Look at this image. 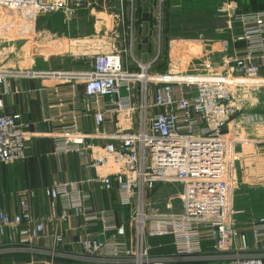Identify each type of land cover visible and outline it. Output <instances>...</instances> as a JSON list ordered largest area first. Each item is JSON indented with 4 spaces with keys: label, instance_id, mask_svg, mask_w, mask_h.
Returning <instances> with one entry per match:
<instances>
[{
    "label": "built area",
    "instance_id": "obj_1",
    "mask_svg": "<svg viewBox=\"0 0 264 264\" xmlns=\"http://www.w3.org/2000/svg\"><path fill=\"white\" fill-rule=\"evenodd\" d=\"M133 3L0 0V15L14 16L0 18L1 35L16 27L11 35L17 37L21 29L35 27L39 17L70 18L85 8L106 14L111 29L106 35L98 32L94 42L84 37L81 42L69 43L72 59L87 61L89 69L58 76L61 79L53 89L56 100L46 109L47 121L53 126L48 136L54 152L83 159L95 177L87 183L66 181L43 189L48 211L45 219L34 216V192L29 190L18 192L14 215L0 211V240L12 244L43 238L46 223H53L52 246L35 251L44 257L40 264H56L58 260L80 264H179L183 257L199 255L206 239L213 250L220 252L223 250L218 242L226 231L237 236L240 212L230 200L231 164L223 131L238 111L264 89V12L239 13L233 2L225 4L224 27L232 53L220 63L222 66L205 61L190 71H181L174 68L177 63L170 58L169 70L152 73L154 61L142 63L132 56ZM161 3L158 0L159 7ZM23 13L32 19L22 20ZM4 25H8L6 29ZM117 43L123 47H116ZM238 43H244V50H236ZM82 48L86 51L78 54ZM123 56H129L136 70L123 64ZM30 75L53 77L48 72ZM71 83L82 89L83 101L77 109L73 108L75 92L70 91L67 100L59 97L62 87ZM90 116L93 128L90 133H82V123ZM109 125L112 130L107 131ZM27 141L17 117L0 109V165L24 162ZM158 184L181 185L179 215L152 211L153 204L146 197ZM85 185L119 195L120 207L130 210L134 223L130 242L123 225L112 224L105 211L91 205L92 197ZM164 208L169 212L172 205L167 202ZM71 220L79 221L77 227L65 228ZM98 224L102 230L92 236L91 227ZM70 230L78 233L75 244L80 252L58 249ZM146 231L156 237L171 235L175 254L152 255L145 244ZM216 264H264V256L237 254Z\"/></svg>",
    "mask_w": 264,
    "mask_h": 264
},
{
    "label": "crops",
    "instance_id": "obj_2",
    "mask_svg": "<svg viewBox=\"0 0 264 264\" xmlns=\"http://www.w3.org/2000/svg\"><path fill=\"white\" fill-rule=\"evenodd\" d=\"M227 2H233L239 13L264 12V0H162L160 7L158 0H134L131 45L133 58L142 63L152 62L158 60L161 52L166 57L172 43L183 42L194 47L195 60L206 59L212 64L222 63L232 50L226 49L225 40L215 41L210 36L214 28H222L224 24V20L217 19L223 18L220 13H224V8L219 9L217 4ZM7 26L4 25L3 28L6 29ZM15 29L16 27L7 30L4 36L0 34V109L4 114L16 116L17 124L27 134V159L11 166L0 165V211L14 215L18 207V192L29 190L34 192L31 203L34 216L45 219L48 211L46 200L42 196L43 189L66 181L87 183L95 177V172L85 165L83 159L74 155H58L54 152L52 140L48 136L53 126L48 123L46 112L47 105L56 100L53 89L58 86L61 79L58 76L85 71L89 66L87 61L72 59L73 53L71 54L69 47V43L72 42L66 41L63 35L59 41L61 46H66L65 51L45 49L40 52L31 45L29 57L21 61L18 59V53L14 52L13 46L8 49L11 44L17 43V37L11 35ZM62 32L65 34L66 30ZM44 37L45 41L53 39L52 36ZM55 39L58 41L59 38ZM135 45L138 47L137 55L141 54V58L134 54ZM141 45L145 46L146 52L139 51ZM125 46L128 47L127 44ZM4 48L9 55L2 52ZM244 48V43L236 45L238 51ZM85 51L86 49L82 48L77 53ZM179 55L186 65L178 67L177 64L174 68L189 71L188 68L193 67L194 62L191 58H185L182 53ZM127 58L129 56L124 57L126 62L122 58L125 66H128ZM68 62L73 63L74 66L71 67ZM130 69L136 70L131 64ZM46 72L52 73L53 77L27 76L29 73ZM261 74L264 75V67L261 68ZM70 91L77 94L76 106L73 107L77 109L83 101L82 89L79 85L71 83L63 86L59 91V97L61 100H67ZM151 91L152 88L149 92ZM92 128L93 121L90 116L83 121L80 131L90 133ZM135 129L138 130V127L135 126ZM110 130L112 128L109 125L107 131ZM231 132L236 138H244L241 140L242 147L238 148L239 143L233 147L236 153H239V159L234 163L236 174H233V183L231 181L230 184L232 206L240 212L237 217V236L232 237L229 231H226L218 242V246L223 250L220 252L213 250L211 242L206 239L199 255L183 257L179 264H216L220 259H229L237 254L244 257L264 256V89L239 110L233 121L224 128L223 133L226 137H229ZM99 143L103 144V142ZM85 186L92 197L91 205L96 210L105 211L112 224L123 225L126 228L127 240L130 242L134 237V223L130 220V210L120 207L119 195L100 191L94 185ZM163 187L172 190V195L169 196L172 200L165 202H169L172 209L167 212L165 208L155 209L154 205L152 211L179 215L182 209L181 185L158 184L153 191ZM176 199L180 202L177 210L174 205ZM78 223V220H71L65 228H76ZM53 230V223L47 222L43 238L23 245L9 243L6 239L0 240V264H40L44 257L37 255L35 251L49 249L52 246L50 235ZM101 230L100 224L91 227L92 236H98ZM144 239L154 256L171 255L176 252L171 235L156 237L146 231ZM77 240L78 233L70 230L65 234L64 243L58 249L67 253L80 252V248L75 244ZM99 240L102 241L100 237ZM243 249H245L243 252L239 251ZM80 263V261L74 263L62 260L56 262V264Z\"/></svg>",
    "mask_w": 264,
    "mask_h": 264
},
{
    "label": "rangeland",
    "instance_id": "obj_3",
    "mask_svg": "<svg viewBox=\"0 0 264 264\" xmlns=\"http://www.w3.org/2000/svg\"><path fill=\"white\" fill-rule=\"evenodd\" d=\"M217 7L219 9H223V8H225V4L224 3L223 4H217ZM215 14H218V12H215ZM220 15H222L223 18L220 17L217 19L224 20L223 27L222 28H214V31L212 32V35L210 36V38L212 40H215V41L225 40L227 42L226 49H231L229 42H228L229 35L226 33L225 27H224L225 26V15H224V13L223 14L220 13ZM4 17H5V19H14V16L12 14L5 15V16L0 15L1 19H3ZM20 18L22 20H25V21L32 19L31 15L25 14V13H23L20 16ZM37 19L38 20H36L37 23H36L35 27L30 26V27H27V29H21V31H19V34L17 35L18 38H16L17 43H13V45L11 44L8 47V49H9L13 46L14 52L18 53V59L21 61L25 60L26 57L27 58L29 57L28 55H29V50H30L31 45L35 46V50L40 51V52L45 51V49H50L52 51H65L66 46H63V45L61 46L60 41H59L61 39L60 37H62V35L65 37L66 41L81 42V41H83L84 37H86V38H88V42H94L96 35H98V32H101L103 35L104 34L106 35L107 32H110V30H111V29H109V26H108V19L106 17V14L99 13V11L95 10V9H86L85 8V10L78 12L75 16H71L70 18L65 17L63 15H59V16H43V17H39ZM94 24H96V25H94ZM65 30H66V33L64 34L62 31H65ZM157 31H158V29H157ZM6 33H7V31H6ZM2 35L4 36V33ZM6 35H7V37L9 36L8 34H5V36ZM46 35L52 36L53 39H48V40L46 39V41H45L44 36H46ZM38 36H39V38L37 39ZM56 37L59 38L58 41H55V40H57V39H55ZM73 38H74V41H72ZM9 40H11V37H9ZM9 40L7 38V41H9ZM51 42H52V44L49 45L48 43H51ZM118 45H120V44L117 43V45H115V46L117 47ZM120 46L123 47V45H120ZM103 47L108 48L109 46H108V44H104ZM137 48L138 47L135 45L133 48L134 54L137 57H140L142 55L141 54L137 55L138 54ZM170 48L172 50L175 48L176 51L175 52L170 51ZM170 48L168 49L169 51L167 52L166 57H165V54H163L161 52L158 60L154 61V65L152 67V73H162V72L169 70L170 69L169 57L171 58V60L175 61L179 65L178 67H182L183 65H186L185 61L179 55L180 50H181V53L183 54V56L185 58H187V59L191 58L192 61L194 62L193 63L194 66L188 68L189 71L195 67L200 66L202 63H204L206 61V59H201L198 61L194 59V57H193L194 47H192V45L190 46L189 43H183V42H178L175 44L172 43ZM139 51L146 52L145 46L141 45L139 48ZM2 52H4L5 55H9V53L7 52V50L5 48H4V51H2ZM123 61L126 62V60L124 59V56H123ZM127 63H128L129 68H130V64H131V66L134 65V63L129 58H127ZM68 64H70L71 67L74 66V64L71 62L70 63L68 62ZM214 65L222 66L221 64H217V63H215ZM160 69H162V71H159ZM253 99H254V97L252 98V100ZM241 140H244V138L243 137L241 139L236 138L235 134L233 132H231L229 137L225 136V141L227 144V150L229 151V156H228L229 163L231 164V168H230V172H229V177H230L229 183L230 184H231V181L233 183L232 176L234 177V175L236 174V169H235L234 163H235V161L237 162V160L239 159L238 158L239 153H236V151L233 149V147L237 143H239L238 148L242 147L241 146ZM171 191L172 190L169 187L160 188V190H158V191H153L152 193H149L146 197L147 198L146 200L149 203L153 204V206L155 205V209L164 210L165 202L167 200H172L169 197L170 195H172ZM231 191H232V187H231ZM231 198H230V200H231ZM231 202H232V200H231ZM174 205H175V210H177V207H179L180 202L176 199L174 202ZM234 208L236 209V207H234Z\"/></svg>",
    "mask_w": 264,
    "mask_h": 264
}]
</instances>
